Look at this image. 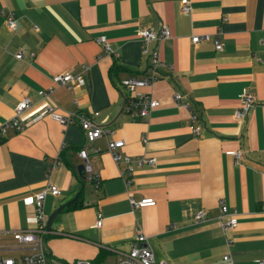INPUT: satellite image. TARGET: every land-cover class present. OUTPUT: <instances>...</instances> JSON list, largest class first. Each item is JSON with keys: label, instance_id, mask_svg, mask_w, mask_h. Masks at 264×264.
Segmentation results:
<instances>
[{"label": "crops", "instance_id": "crops-1", "mask_svg": "<svg viewBox=\"0 0 264 264\" xmlns=\"http://www.w3.org/2000/svg\"><path fill=\"white\" fill-rule=\"evenodd\" d=\"M190 2L185 13L182 0H0V124L24 97L33 101L19 117L24 127L7 129L0 142V257L26 252L14 250L20 244L13 233L35 228L29 203L55 184L61 193L46 197L47 216L73 199L47 237L53 254L66 262L117 264L130 251L137 226L156 259L171 264H229L228 252L233 264L264 262V0ZM3 12L14 15L16 30ZM163 26L171 36L149 41L144 52L138 29ZM155 50L159 77L141 90L160 105L148 119L134 117L123 111L122 81L152 74ZM66 72L81 74L84 86H55L53 75ZM50 87V97L42 98L39 92ZM244 90L257 102L236 120ZM177 92L199 114L198 122L176 102ZM46 102L110 129L89 143L100 186L79 173L85 136L78 123L32 121ZM194 123L203 127L200 135ZM114 139L125 142L132 176L108 149ZM237 149L245 152L238 164L230 153ZM144 156L156 163L139 164ZM131 198L156 204L133 208ZM76 199L79 205L72 206ZM222 202L238 213L232 231L222 228ZM200 210L207 212L202 221L196 219ZM99 212L102 227L95 226Z\"/></svg>", "mask_w": 264, "mask_h": 264}, {"label": "built area", "instance_id": "built-area-1", "mask_svg": "<svg viewBox=\"0 0 264 264\" xmlns=\"http://www.w3.org/2000/svg\"><path fill=\"white\" fill-rule=\"evenodd\" d=\"M183 11L185 13H190L192 6L190 0H182ZM6 16V22L11 30H16L17 23L14 15L9 12H3ZM138 36L142 39L144 44V52L148 51L147 44L152 40H163L171 36L170 29L167 26L161 27L159 30L153 28H140L137 31ZM209 39V36H194L192 41L194 43H199L202 40ZM100 43H105L106 39L104 37L99 38ZM215 47L217 50L223 49V44L220 39H215ZM106 49L109 47L106 44ZM18 58H22L23 53H18L16 55ZM152 60L154 66V72L145 77H138L132 75L122 81L123 86L126 88L124 92V104L123 111L131 114L134 117L148 119L151 115L153 109L160 105V101L153 97L151 92H146L141 90L142 88L148 87L153 84L159 77L156 67L161 64L160 52L155 50L152 52ZM53 81L55 86H73L79 85L84 86L85 79L81 74L73 75L71 73H56L53 75ZM54 87L41 90L39 95L42 98H48L52 94ZM174 99L179 104H183L185 107L192 111L193 122L199 121V114L192 109V105L187 98L180 92L174 94ZM241 106L235 112L234 117L236 120H241L245 118L251 108L255 106L257 100L252 92L249 90H244L240 96ZM33 105V101L29 97H24L18 104L15 115L0 124V142L6 136L7 129L17 128L22 129L24 126L20 124L19 117L29 110ZM99 112H95L98 115ZM44 117H51L53 120L61 123L64 126H68L72 123H78L84 131L85 143L79 149L78 154L84 164V175L85 178L90 182L95 184L97 187L101 184V175L94 168L90 160L89 143L93 142L95 139L102 136L104 133L110 132V129H105L103 126L99 125L92 119L90 115H82L80 113H62L55 104L51 102H46L45 105L39 110L33 117L32 121L35 122ZM193 131L196 135H200L202 132V126L200 124L194 123L192 125ZM124 140L114 139L109 141L108 149L111 152L114 160L126 166V174L132 176V157L125 155L122 152L124 147ZM98 151V149H94ZM234 157L235 163H240L244 159L245 152L243 149H237L230 152ZM139 164L149 162L151 164L156 163L155 157H140L138 158ZM61 190L55 184H50L47 188L42 190L36 195L35 200L29 203L30 207H33L35 212V228L27 231H15L13 233L14 239L20 244L15 246L14 250L22 249L24 247L25 253L21 254L19 257H0V264H96L92 260L77 259L73 262H66L57 256H55L48 245V234L50 233L47 229V219L48 216L44 210V204L46 197L51 194L54 196L60 195ZM133 208H140L145 206H152L156 204V200L153 198H142L137 200L135 198L130 199ZM206 210H200L196 214V219L202 221L206 218ZM219 219L224 232L234 230L239 224L238 213L236 211H231L226 204L223 202L220 204V215ZM103 215L98 213L97 221L95 226L102 227L103 225ZM228 246L231 245L232 240L227 239ZM225 262L233 264L232 255L228 252L224 256ZM117 264H171L166 259L157 260L155 257L154 250L148 241V236L142 230L140 226L136 227V234L131 244V249L129 252L125 253L117 262ZM260 264H264L261 262Z\"/></svg>", "mask_w": 264, "mask_h": 264}, {"label": "water", "instance_id": "water-1", "mask_svg": "<svg viewBox=\"0 0 264 264\" xmlns=\"http://www.w3.org/2000/svg\"><path fill=\"white\" fill-rule=\"evenodd\" d=\"M78 170H79V173H84V164H81L79 167H78ZM85 177V176H84ZM73 199H71L70 201L68 202H65L63 204H61L58 208H56L55 211H53L49 216H48V219H47V229L49 232L52 231L53 229V224L56 220V218L58 217V215L64 210V208L70 203L72 202Z\"/></svg>", "mask_w": 264, "mask_h": 264}, {"label": "rangeland", "instance_id": "rangeland-1", "mask_svg": "<svg viewBox=\"0 0 264 264\" xmlns=\"http://www.w3.org/2000/svg\"><path fill=\"white\" fill-rule=\"evenodd\" d=\"M65 214H66L65 212H61V213L59 214V216L56 218V220H55V224H57L60 220L64 219Z\"/></svg>", "mask_w": 264, "mask_h": 264}, {"label": "trees", "instance_id": "trees-1", "mask_svg": "<svg viewBox=\"0 0 264 264\" xmlns=\"http://www.w3.org/2000/svg\"><path fill=\"white\" fill-rule=\"evenodd\" d=\"M72 206H78L79 204L77 203V199L74 200V202L71 204Z\"/></svg>", "mask_w": 264, "mask_h": 264}]
</instances>
